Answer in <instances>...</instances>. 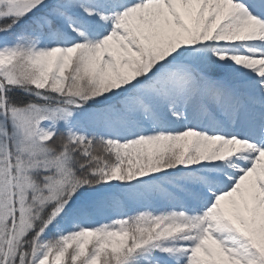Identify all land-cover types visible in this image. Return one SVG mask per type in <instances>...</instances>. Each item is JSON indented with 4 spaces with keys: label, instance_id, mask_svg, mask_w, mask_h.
Wrapping results in <instances>:
<instances>
[{
    "label": "snow or ice",
    "instance_id": "obj_1",
    "mask_svg": "<svg viewBox=\"0 0 264 264\" xmlns=\"http://www.w3.org/2000/svg\"><path fill=\"white\" fill-rule=\"evenodd\" d=\"M0 264H264V0H0Z\"/></svg>",
    "mask_w": 264,
    "mask_h": 264
}]
</instances>
